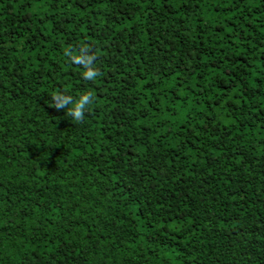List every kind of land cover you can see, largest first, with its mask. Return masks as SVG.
Returning <instances> with one entry per match:
<instances>
[{"label": "trees", "instance_id": "16d2710c", "mask_svg": "<svg viewBox=\"0 0 264 264\" xmlns=\"http://www.w3.org/2000/svg\"><path fill=\"white\" fill-rule=\"evenodd\" d=\"M0 264H264V0H0Z\"/></svg>", "mask_w": 264, "mask_h": 264}, {"label": "clouds", "instance_id": "9594fccd", "mask_svg": "<svg viewBox=\"0 0 264 264\" xmlns=\"http://www.w3.org/2000/svg\"><path fill=\"white\" fill-rule=\"evenodd\" d=\"M87 50H89L87 48ZM73 63L77 65H82L85 68L83 73L84 79L86 80H95L98 76V69H94L91 66L93 60H96L95 54L91 56H83L80 52H68ZM93 94L91 92L82 95L78 100L73 99L71 95L65 94L63 92L55 93L52 96V103L49 105L50 107H54L57 111L61 109H68L67 115L73 117L76 121L80 122L84 118L86 107L92 103ZM73 105L71 108L68 105Z\"/></svg>", "mask_w": 264, "mask_h": 264}]
</instances>
